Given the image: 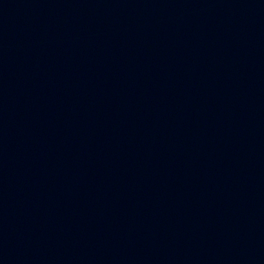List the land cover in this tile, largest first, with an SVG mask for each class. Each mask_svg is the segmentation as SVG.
Segmentation results:
<instances>
[{"label": "water", "instance_id": "95a60500", "mask_svg": "<svg viewBox=\"0 0 264 264\" xmlns=\"http://www.w3.org/2000/svg\"><path fill=\"white\" fill-rule=\"evenodd\" d=\"M216 0H0V264H25L153 108Z\"/></svg>", "mask_w": 264, "mask_h": 264}]
</instances>
